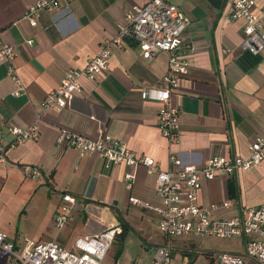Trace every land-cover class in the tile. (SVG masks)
<instances>
[{"label": "crops", "instance_id": "1", "mask_svg": "<svg viewBox=\"0 0 264 264\" xmlns=\"http://www.w3.org/2000/svg\"><path fill=\"white\" fill-rule=\"evenodd\" d=\"M32 1L0 0V36L18 49L13 63L20 80L17 84L7 73L6 62L0 60V141L11 137L6 125L25 127L35 122L39 129L37 139L7 150L5 161L0 162V188L6 180L16 183L27 192L25 204H32L41 186L52 191V201L42 206V200H37L43 229L31 241L54 240L72 249L77 237L112 224L122 230L124 223V243L134 230L143 243L157 247L165 237L156 215L128 200L133 194L156 203L154 176L142 165L111 163L93 154L80 156L75 148L57 142L60 129L91 138L109 133L137 154L152 156L163 168L170 153L198 165L214 154L247 155L250 142L264 132V53L240 48L244 21L230 17L231 7L225 0H174L190 21L178 49L187 61V71L170 95L171 104L181 109L180 135L171 142L156 124L162 102L141 95L145 87L163 85L168 53L144 57L134 41L114 45L108 68L93 79L83 77L82 92L65 107L57 111L40 106L65 72L83 67L103 40L116 35L125 12L146 0H64L60 7L42 11L36 26L22 17ZM255 2L258 11L264 0ZM29 38L31 44L26 42ZM18 87L20 92L15 94ZM24 164L38 167L41 174L25 181ZM129 172L134 175L131 187L125 178ZM63 192L71 193L75 204L73 218L58 228L52 218ZM198 201L202 206L215 203L212 214L217 217L264 202V158L233 175L202 179ZM109 252L110 248L105 263L117 264L124 249L113 250V258L106 261ZM152 260L153 254L149 264Z\"/></svg>", "mask_w": 264, "mask_h": 264}, {"label": "built area", "instance_id": "2", "mask_svg": "<svg viewBox=\"0 0 264 264\" xmlns=\"http://www.w3.org/2000/svg\"><path fill=\"white\" fill-rule=\"evenodd\" d=\"M64 0H33L22 12L30 25L36 26L42 11L60 7ZM230 4V17L243 19L240 48L253 54L264 53V3L254 10L255 0H225ZM189 17L174 0H146L133 5L124 14L114 37L99 44L98 51L88 57L86 64L68 69L56 87L45 93L40 100L42 109L60 110L83 90L81 79L95 78L108 68L114 45L122 47L127 40L140 47L144 57H151L158 51L168 53V69L162 77L161 87H145L143 98H155L162 102L158 109L156 124L161 134L169 141H177L180 135L181 109L170 102V95L178 86V79L187 71V61L178 53L183 43V33L189 24ZM28 44L33 40L26 39ZM18 49L0 36V60L6 62L7 73L20 84L13 59ZM18 87L14 93L20 92ZM40 114H37L39 118ZM1 126V124H0ZM11 137L0 141V162L5 161L6 152L29 139H37L39 129L33 122L25 127L6 125ZM57 142H64L76 149L80 156L93 154L111 163L128 166L142 165L154 176L156 203L130 194L128 200L142 206L157 217V225L164 235V242L154 248L151 264H171V238L175 236H217L238 237L242 252L221 251L216 253L212 264H264V202L247 207L244 212L231 216L217 217L212 214L215 203L202 206L198 201L202 179H213L220 174L233 175L249 169L264 158V132L258 133L248 145V154L211 155L203 164L185 162L178 154L170 153L168 166L161 167L147 154H137L129 145L109 133L91 138L76 131L60 129ZM24 174L36 177L41 174L38 167L22 165ZM127 187H131L134 175L125 174ZM75 197L69 192L61 194V202L53 215L54 226L61 228L73 218ZM121 231L120 225L112 224L93 234H84L74 240L72 249L57 241H31L24 239L18 245L0 229V253H6L19 264H106L104 258Z\"/></svg>", "mask_w": 264, "mask_h": 264}, {"label": "rangeland", "instance_id": "3", "mask_svg": "<svg viewBox=\"0 0 264 264\" xmlns=\"http://www.w3.org/2000/svg\"><path fill=\"white\" fill-rule=\"evenodd\" d=\"M35 178L37 176H27L25 181ZM12 183L14 182L6 180L4 186L0 188V229L6 230L8 237L21 248L25 238L32 239L43 229L41 206L37 200L41 199L43 206L47 201L53 200V193L41 186L36 191L32 204L31 201L25 204L24 198L27 192L23 188H18L16 183ZM94 220L96 221V219ZM152 225L156 228L154 223ZM139 238L134 230H131L125 243L123 235L116 236L106 261L113 258V250L120 252L123 248V255L118 259L117 264H149L154 247L152 243L146 245ZM171 244L174 245L172 247V264H210L213 256L218 252L241 253L242 251L239 239L217 236H175L171 238ZM0 264L19 263L12 256L1 253Z\"/></svg>", "mask_w": 264, "mask_h": 264}, {"label": "trees", "instance_id": "4", "mask_svg": "<svg viewBox=\"0 0 264 264\" xmlns=\"http://www.w3.org/2000/svg\"><path fill=\"white\" fill-rule=\"evenodd\" d=\"M123 224V228H122V230H121V232L119 233V235H123V233H124V230L126 229V226H125V224L124 223H122Z\"/></svg>", "mask_w": 264, "mask_h": 264}]
</instances>
